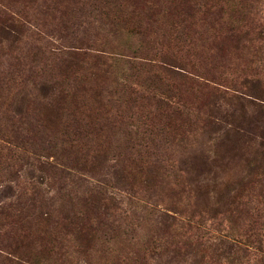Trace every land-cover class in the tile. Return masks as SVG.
<instances>
[{"label":"rangeland","instance_id":"rangeland-1","mask_svg":"<svg viewBox=\"0 0 264 264\" xmlns=\"http://www.w3.org/2000/svg\"><path fill=\"white\" fill-rule=\"evenodd\" d=\"M0 264H264V0H0Z\"/></svg>","mask_w":264,"mask_h":264},{"label":"trees","instance_id":"trees-1","mask_svg":"<svg viewBox=\"0 0 264 264\" xmlns=\"http://www.w3.org/2000/svg\"><path fill=\"white\" fill-rule=\"evenodd\" d=\"M122 17H120V19H121Z\"/></svg>","mask_w":264,"mask_h":264}]
</instances>
